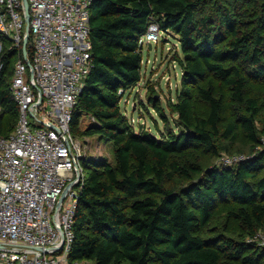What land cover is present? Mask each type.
<instances>
[{
	"label": "trees",
	"instance_id": "1",
	"mask_svg": "<svg viewBox=\"0 0 264 264\" xmlns=\"http://www.w3.org/2000/svg\"><path fill=\"white\" fill-rule=\"evenodd\" d=\"M152 21L177 36L183 54L182 87L168 103L177 129L161 136L137 131L121 108L142 80L138 42ZM90 28L92 66L71 123L85 141L71 259L264 264V0H94ZM19 52L4 39L1 136L19 118L11 89ZM198 101L207 104L205 113ZM149 104L167 118L155 94ZM94 136L111 142L109 157L89 152ZM241 139L246 158L221 163L222 151ZM222 215L238 228L227 229Z\"/></svg>",
	"mask_w": 264,
	"mask_h": 264
},
{
	"label": "built area",
	"instance_id": "2",
	"mask_svg": "<svg viewBox=\"0 0 264 264\" xmlns=\"http://www.w3.org/2000/svg\"><path fill=\"white\" fill-rule=\"evenodd\" d=\"M93 1L28 0L29 66L23 0H0V53L4 39L22 49L11 83L18 122L8 136L0 135V264H91L70 253L84 181L83 146L71 123L92 66ZM161 33L152 21L138 43L153 48ZM258 148L264 149V135ZM245 158L227 154L220 162Z\"/></svg>",
	"mask_w": 264,
	"mask_h": 264
},
{
	"label": "rangeland",
	"instance_id": "3",
	"mask_svg": "<svg viewBox=\"0 0 264 264\" xmlns=\"http://www.w3.org/2000/svg\"><path fill=\"white\" fill-rule=\"evenodd\" d=\"M160 41L153 44V48L149 46L143 47V77L136 87L129 90L121 101V108L128 116L135 129L140 130V126L153 134L161 136V132H165L168 127L177 129L176 115L169 109V101H176L178 90L182 87V68L177 61V55L183 56L181 46L177 36L173 32L161 33ZM159 65V66H158ZM155 66L159 68L155 69ZM13 63L9 67L13 69ZM11 81V79H10ZM155 94L159 99V104L164 108L167 118H163L159 111L149 104V96ZM260 101L264 102V96L260 97ZM135 103L136 105H134ZM134 108H137L136 110ZM207 104L198 101L197 109L201 113L207 111ZM0 111L2 108L0 107ZM228 111H226V114ZM89 123V118L86 116L82 127ZM141 128V129H142ZM81 144L85 141L79 139ZM91 141L92 153H102L110 156L111 142L98 143L96 137H88ZM245 142L243 139L239 143L232 145L233 151H222L221 155H238L243 154ZM88 170L86 169V174ZM222 222H226L227 229L235 231L238 228V222L234 219H229L226 215H222ZM263 235V234H262ZM264 237L262 236L263 241Z\"/></svg>",
	"mask_w": 264,
	"mask_h": 264
},
{
	"label": "water",
	"instance_id": "4",
	"mask_svg": "<svg viewBox=\"0 0 264 264\" xmlns=\"http://www.w3.org/2000/svg\"><path fill=\"white\" fill-rule=\"evenodd\" d=\"M23 3H24V8H25V21L27 23V27H26L27 34H26V37H25L24 43H23V53H24V56L26 58L28 65L31 66V61L27 57L28 56V44H29V41L31 38V33H30V6H29L28 0H23ZM150 47H151V45H150ZM141 128L142 127L140 126V129Z\"/></svg>",
	"mask_w": 264,
	"mask_h": 264
},
{
	"label": "crops",
	"instance_id": "5",
	"mask_svg": "<svg viewBox=\"0 0 264 264\" xmlns=\"http://www.w3.org/2000/svg\"><path fill=\"white\" fill-rule=\"evenodd\" d=\"M149 47H150V46H149ZM151 48H152V47H150V49H151ZM158 66H159V65H158ZM158 66H155V69H156V68H159ZM134 109L136 110L137 108H134Z\"/></svg>",
	"mask_w": 264,
	"mask_h": 264
}]
</instances>
